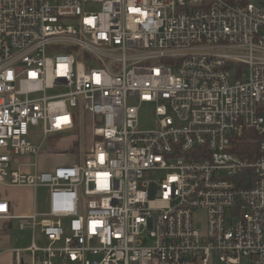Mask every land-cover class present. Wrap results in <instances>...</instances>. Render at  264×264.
<instances>
[{
	"label": "built area",
	"instance_id": "1",
	"mask_svg": "<svg viewBox=\"0 0 264 264\" xmlns=\"http://www.w3.org/2000/svg\"><path fill=\"white\" fill-rule=\"evenodd\" d=\"M0 185L39 264H264V0H0Z\"/></svg>",
	"mask_w": 264,
	"mask_h": 264
},
{
	"label": "crops",
	"instance_id": "2",
	"mask_svg": "<svg viewBox=\"0 0 264 264\" xmlns=\"http://www.w3.org/2000/svg\"><path fill=\"white\" fill-rule=\"evenodd\" d=\"M36 191L27 187L0 185V202L8 203L10 207V216L0 218V264H14L16 250L22 251L25 264H39L38 260L33 262L28 249L35 237L39 246H46L47 244H43L44 236L39 230L34 233L29 227L22 229L19 219L30 217L35 212L41 213L37 208Z\"/></svg>",
	"mask_w": 264,
	"mask_h": 264
},
{
	"label": "rangeland",
	"instance_id": "3",
	"mask_svg": "<svg viewBox=\"0 0 264 264\" xmlns=\"http://www.w3.org/2000/svg\"><path fill=\"white\" fill-rule=\"evenodd\" d=\"M61 1V0H58ZM248 70H244L243 74L248 75ZM50 95L53 94L49 93ZM131 104L138 105V101L134 100ZM139 129L142 131H150L157 129V119L155 116V109L153 105H143L140 108V117H139ZM88 133V132H87ZM73 133H68L66 136H70ZM70 140V139H69ZM69 140L67 142H69ZM33 141L37 144L40 143L41 139L39 137L33 138ZM70 144V143H68ZM74 160V155L67 156H44L39 159L40 167L43 170H53L58 166L66 165L68 162ZM149 180H162L165 178V174H149L147 175ZM49 189L48 188H38L36 191L37 199V208L38 212L46 213L49 209ZM194 223L195 227L201 232L206 231L207 217L204 210H199L194 213ZM42 237V235H41ZM40 244V243H39ZM43 244H47L46 239L43 238ZM42 244V245H43ZM212 264H221L218 258H214Z\"/></svg>",
	"mask_w": 264,
	"mask_h": 264
},
{
	"label": "trees",
	"instance_id": "4",
	"mask_svg": "<svg viewBox=\"0 0 264 264\" xmlns=\"http://www.w3.org/2000/svg\"><path fill=\"white\" fill-rule=\"evenodd\" d=\"M234 3H243L248 0H228ZM239 153L242 157H245V155H251V153H254L255 150L257 151V148L255 146V143L250 141H243L240 145Z\"/></svg>",
	"mask_w": 264,
	"mask_h": 264
}]
</instances>
